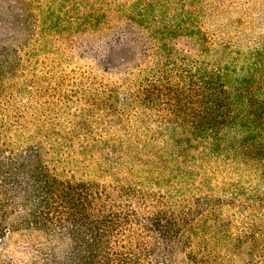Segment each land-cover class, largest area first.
Returning a JSON list of instances; mask_svg holds the SVG:
<instances>
[{"label": "trees", "instance_id": "trees-1", "mask_svg": "<svg viewBox=\"0 0 264 264\" xmlns=\"http://www.w3.org/2000/svg\"><path fill=\"white\" fill-rule=\"evenodd\" d=\"M156 1L0 0V264H264V45Z\"/></svg>", "mask_w": 264, "mask_h": 264}, {"label": "rangeland", "instance_id": "rangeland-1", "mask_svg": "<svg viewBox=\"0 0 264 264\" xmlns=\"http://www.w3.org/2000/svg\"><path fill=\"white\" fill-rule=\"evenodd\" d=\"M204 10V27L210 38L215 40L218 37H223V40L231 39L237 41L240 46L242 44L243 47L264 45V2L261 0H210ZM145 11H148L149 14L144 25L153 28L155 24H161V0L148 4ZM214 51L217 55H224L227 60L234 59L236 73H241L242 66L246 69L245 65L248 66L250 63L244 61L242 55L245 53H237L238 50L235 47L218 45L215 46ZM124 52L125 50H123ZM236 73H230V76L237 77ZM243 102L241 98L240 104ZM234 134L232 130L230 135Z\"/></svg>", "mask_w": 264, "mask_h": 264}]
</instances>
